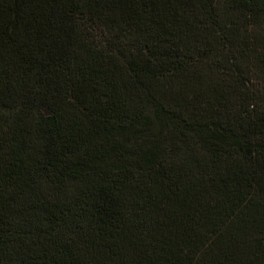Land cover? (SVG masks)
<instances>
[{
  "label": "trees",
  "instance_id": "16d2710c",
  "mask_svg": "<svg viewBox=\"0 0 264 264\" xmlns=\"http://www.w3.org/2000/svg\"><path fill=\"white\" fill-rule=\"evenodd\" d=\"M0 264H264V0H0Z\"/></svg>",
  "mask_w": 264,
  "mask_h": 264
}]
</instances>
